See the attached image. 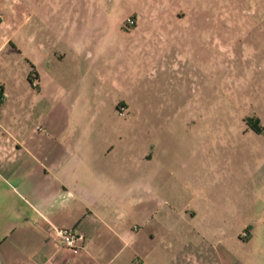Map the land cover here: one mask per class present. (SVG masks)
<instances>
[{"label": "crops", "instance_id": "obj_1", "mask_svg": "<svg viewBox=\"0 0 264 264\" xmlns=\"http://www.w3.org/2000/svg\"><path fill=\"white\" fill-rule=\"evenodd\" d=\"M22 2L0 0V264H264V224L216 201L209 175L165 147L152 154L133 126L83 124L88 72L103 79L101 58L133 51L162 2L30 0L28 13ZM108 21L118 32H98ZM110 69L126 84L127 68ZM56 227L82 231L83 246L63 245Z\"/></svg>", "mask_w": 264, "mask_h": 264}, {"label": "rangeland", "instance_id": "obj_2", "mask_svg": "<svg viewBox=\"0 0 264 264\" xmlns=\"http://www.w3.org/2000/svg\"><path fill=\"white\" fill-rule=\"evenodd\" d=\"M29 1L19 4L27 13ZM158 2L156 9L166 16L142 22L148 37L133 36V51L101 58L103 79L88 72L92 100L83 124L144 132L156 156L165 147L171 159L216 181V201L246 209L241 218L264 224V129L258 133L250 125L258 117V126L264 125V0ZM130 16L121 22L124 28H133ZM118 27L101 22L98 32L115 33ZM112 65L127 68L126 84L113 86ZM115 93L131 110L126 123L113 115Z\"/></svg>", "mask_w": 264, "mask_h": 264}, {"label": "built area", "instance_id": "obj_3", "mask_svg": "<svg viewBox=\"0 0 264 264\" xmlns=\"http://www.w3.org/2000/svg\"><path fill=\"white\" fill-rule=\"evenodd\" d=\"M127 23L134 24L135 20L133 17H128ZM57 234L60 236L63 245L71 249L73 252L78 251L84 243V233L82 231L76 230L73 227H56Z\"/></svg>", "mask_w": 264, "mask_h": 264}, {"label": "trees", "instance_id": "obj_4", "mask_svg": "<svg viewBox=\"0 0 264 264\" xmlns=\"http://www.w3.org/2000/svg\"><path fill=\"white\" fill-rule=\"evenodd\" d=\"M2 97V91L0 90V99ZM250 125L256 129V130H260V127L258 126V123L257 122H250Z\"/></svg>", "mask_w": 264, "mask_h": 264}]
</instances>
